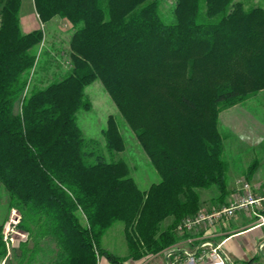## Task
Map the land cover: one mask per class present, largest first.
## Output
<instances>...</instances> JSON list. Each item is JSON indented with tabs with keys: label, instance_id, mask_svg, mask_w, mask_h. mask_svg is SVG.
<instances>
[{
	"label": "trees",
	"instance_id": "16d2710c",
	"mask_svg": "<svg viewBox=\"0 0 264 264\" xmlns=\"http://www.w3.org/2000/svg\"><path fill=\"white\" fill-rule=\"evenodd\" d=\"M34 5L43 24L58 17L69 25L70 69L28 91L44 33L22 31V0H0V183L28 236L13 264H125L101 247L116 222L126 224L133 259L163 261L186 237L181 222L203 212L200 191L216 192L221 204L230 194L219 117L264 91V9L175 0L166 19L161 0ZM95 81L160 177L146 191L120 155L126 141L115 121L101 141L77 124ZM6 254L0 227V261Z\"/></svg>",
	"mask_w": 264,
	"mask_h": 264
},
{
	"label": "rangeland",
	"instance_id": "374dc122",
	"mask_svg": "<svg viewBox=\"0 0 264 264\" xmlns=\"http://www.w3.org/2000/svg\"><path fill=\"white\" fill-rule=\"evenodd\" d=\"M234 1L242 2L245 9L255 7L264 9V0ZM174 6L175 0H161V12L166 19L171 18ZM32 12H34L33 0H22L20 17L28 16ZM40 27L44 33V39L37 50L36 67L28 76V91L33 87L44 88L51 82L62 79L70 69L69 41L72 31L69 25L64 26V23L57 24V21H49ZM85 99L90 103V108L77 113V124L84 136L101 141V133L112 119L126 141V150L120 155L131 168V176L137 186L146 191L153 183L159 182L160 177L157 171L140 148L134 132L124 121L100 81H95L85 88ZM219 130L224 146L223 160L227 167V186L231 193H235L243 182L256 180L264 184V91L225 108L219 117ZM255 161H258V167L248 179L249 167ZM216 197L217 194L214 191L201 190V210L211 212L228 205L229 195L222 204L216 201ZM16 211L14 208H9L7 193L0 183V227L2 240L7 250L5 260L0 261V264H13V252L28 239L27 234L18 229L21 217L20 215L17 217ZM82 221L85 223L83 217ZM171 222L172 218L167 219L164 227ZM125 225L123 222L113 224L102 237L101 247L117 257L128 259L125 264H163L162 259L151 258L152 256L139 260L130 256L131 250ZM23 234L26 235L25 238L22 237Z\"/></svg>",
	"mask_w": 264,
	"mask_h": 264
},
{
	"label": "crops",
	"instance_id": "0c3cea01",
	"mask_svg": "<svg viewBox=\"0 0 264 264\" xmlns=\"http://www.w3.org/2000/svg\"><path fill=\"white\" fill-rule=\"evenodd\" d=\"M33 6L34 12L28 16L20 17L21 28L24 33L41 29L40 26L43 24L37 15L34 0ZM51 21L66 25L58 17ZM248 183L250 191L256 198H264V184L261 181L252 180ZM229 191L228 205L245 195L242 186L238 187L233 194L230 189ZM191 237L206 239L214 245L221 244L222 251L227 258L226 264H264V201L260 206L237 211L233 218L219 222L213 228L204 226L201 230L192 232ZM99 264L109 263L104 259L100 260Z\"/></svg>",
	"mask_w": 264,
	"mask_h": 264
},
{
	"label": "built area",
	"instance_id": "2783aa9c",
	"mask_svg": "<svg viewBox=\"0 0 264 264\" xmlns=\"http://www.w3.org/2000/svg\"><path fill=\"white\" fill-rule=\"evenodd\" d=\"M1 25L2 17L0 13V27ZM241 185L245 191L243 197L235 199L230 205L221 209L212 212H200L197 216L181 222L178 229L186 237L184 240L182 239L184 242L180 241L175 246L169 247L161 253L165 264H226L227 258L222 251L221 244L214 245L206 239L191 237V234L196 230H201L204 226L213 228L217 223L233 218L239 210L260 206L264 198H256L250 191L248 182H243ZM16 212L18 213L17 217H19V212ZM22 237L25 238L26 235L23 234Z\"/></svg>",
	"mask_w": 264,
	"mask_h": 264
}]
</instances>
